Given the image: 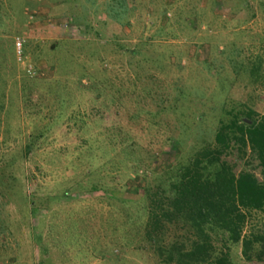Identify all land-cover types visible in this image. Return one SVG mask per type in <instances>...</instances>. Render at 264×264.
<instances>
[{"label":"rangeland","instance_id":"rangeland-1","mask_svg":"<svg viewBox=\"0 0 264 264\" xmlns=\"http://www.w3.org/2000/svg\"><path fill=\"white\" fill-rule=\"evenodd\" d=\"M245 104L264 113V0H0V264H161L136 249L147 189Z\"/></svg>","mask_w":264,"mask_h":264},{"label":"trees","instance_id":"trees-1","mask_svg":"<svg viewBox=\"0 0 264 264\" xmlns=\"http://www.w3.org/2000/svg\"><path fill=\"white\" fill-rule=\"evenodd\" d=\"M259 69L253 68L252 75L258 76ZM229 114L219 120L213 141L202 138L185 163L168 166L159 189H147L136 249L151 251L161 264H241L242 258L264 262V225L251 223L253 214L264 212V113L245 104ZM33 142L25 151L33 150ZM124 144L117 145L120 154L137 160V142ZM233 147L245 161L241 171L225 159ZM249 153L259 162L261 178L248 168ZM96 188L87 185L90 192ZM125 215L131 224L133 216ZM237 245L241 259L233 250Z\"/></svg>","mask_w":264,"mask_h":264},{"label":"built area","instance_id":"built-area-1","mask_svg":"<svg viewBox=\"0 0 264 264\" xmlns=\"http://www.w3.org/2000/svg\"><path fill=\"white\" fill-rule=\"evenodd\" d=\"M24 40H22L21 38H18L16 41H15V47H16V50H17V53H18V60L22 63H25V57H23V47H24ZM27 67V71L29 73H32V66L28 63L26 65Z\"/></svg>","mask_w":264,"mask_h":264},{"label":"crops","instance_id":"crops-1","mask_svg":"<svg viewBox=\"0 0 264 264\" xmlns=\"http://www.w3.org/2000/svg\"><path fill=\"white\" fill-rule=\"evenodd\" d=\"M51 31H52V30L49 31L50 34H52Z\"/></svg>","mask_w":264,"mask_h":264}]
</instances>
